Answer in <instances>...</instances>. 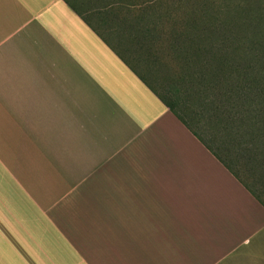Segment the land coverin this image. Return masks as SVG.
<instances>
[{"label": "crops", "instance_id": "crops-1", "mask_svg": "<svg viewBox=\"0 0 264 264\" xmlns=\"http://www.w3.org/2000/svg\"><path fill=\"white\" fill-rule=\"evenodd\" d=\"M95 29L0 0V264H264V207Z\"/></svg>", "mask_w": 264, "mask_h": 264}, {"label": "rangeland", "instance_id": "rangeland-1", "mask_svg": "<svg viewBox=\"0 0 264 264\" xmlns=\"http://www.w3.org/2000/svg\"><path fill=\"white\" fill-rule=\"evenodd\" d=\"M72 1L84 3V7L89 8L86 10L89 15L96 10L90 9L92 0ZM93 1L101 6L104 4L110 6L109 0ZM119 2L116 7H109L114 13L113 16L119 19V22L114 20V26L122 28L125 32L120 21H124L126 25L130 21V15L123 6L134 4L132 10L135 15L143 19V24L150 26L155 38L148 37L147 42L142 35L133 34L129 42L130 35L110 33L111 38L108 39L111 40L113 47L129 61L134 70L158 95L176 103V111L190 127L197 131L230 165L238 177L254 189L264 201L262 194L264 187L258 184V177L252 179L242 167L237 154L233 153L232 149L226 150L224 141L216 137L213 128L195 116L198 100L194 94L195 81H190L192 82L190 84L181 71L182 62H196L195 70L202 72L208 81L218 80L220 87L218 84L217 87L220 92H224L228 91L225 87L232 83V77L230 78V68H221L219 62H227L228 65L229 62H264V0H119ZM146 2L148 5H145ZM102 21L103 17L98 19L97 16L93 24L107 38L101 26ZM190 85L193 89L189 88ZM212 88L213 86H210L206 92L217 91Z\"/></svg>", "mask_w": 264, "mask_h": 264}, {"label": "trees", "instance_id": "trees-1", "mask_svg": "<svg viewBox=\"0 0 264 264\" xmlns=\"http://www.w3.org/2000/svg\"><path fill=\"white\" fill-rule=\"evenodd\" d=\"M65 1L78 14H83L91 23L97 20V16L98 19H102L103 17L101 26L104 28L103 31L106 33L105 35H107V38L104 37L102 32L95 26L96 29L110 47L118 53L120 58L134 70L129 61L113 47L111 40L108 39V37L111 38L109 36L110 33L114 35H120L122 33L126 36L130 35L129 42H131V35L133 34H138V36L142 35L141 37L144 38V40L148 37L155 38L153 37V32L150 31V26L145 25V23L143 24V19L135 15L134 10H132L135 7L134 4H132V6L131 4H128L129 6H123L127 14L130 15V21L126 25L124 21H120V25L125 28L124 31H128L125 33L122 28L114 26V20H118L119 22V19L118 17H114V13L109 9L110 6H115L118 3L120 4L119 0H109V7H107L106 4L101 6L92 0L90 9L96 8L92 15L87 13L86 10L89 8H85L83 5L84 3H77L72 0ZM145 5H148V3L146 2ZM104 10H106L108 14ZM149 23L152 25L151 21H149ZM244 53L248 54L246 51H244ZM187 54L190 55L189 52H187ZM181 64V71L188 81H195L194 94H196L198 99L196 100L197 106L196 112L194 113L195 116L198 119L206 121L213 128L216 137L224 141L223 145H226V150L232 149V152L237 154L238 159L242 162V167L248 172V175H250L252 179L258 177V184L264 187V62H229V65L227 62H219L221 68H230V78L232 77V83L228 84L229 88L225 87V90L228 91L224 92H220L217 87V84L219 86L218 80L208 81L202 72L195 70L196 62H182ZM192 67H194V70H192ZM140 78L142 77L140 76ZM142 80L144 79L142 78ZM145 83L147 84L146 81ZM191 83L192 82H190V84ZM210 86H213L214 89L217 87V91L212 88L214 90L213 92H206L208 91L207 88L209 89ZM189 88L193 89L191 85ZM150 89L156 93L152 87H150ZM156 95L178 120H180V122H182V124L206 146L222 165L230 171V173H232V175L236 177L250 194L264 207V201L260 198V195L244 183L230 165L226 163V161L206 143L202 136L190 127L182 115L176 111V103L171 102L157 93ZM262 194H264V191Z\"/></svg>", "mask_w": 264, "mask_h": 264}]
</instances>
